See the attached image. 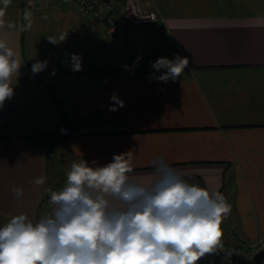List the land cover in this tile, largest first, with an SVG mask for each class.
<instances>
[{
  "label": "crops",
  "instance_id": "1",
  "mask_svg": "<svg viewBox=\"0 0 264 264\" xmlns=\"http://www.w3.org/2000/svg\"><path fill=\"white\" fill-rule=\"evenodd\" d=\"M141 4L158 20L118 41L66 2L25 9L22 0H0V40L21 65L0 106V226L20 213L36 221L50 212L51 192L63 186L47 151L57 138L72 163L104 166L131 152L132 180L150 183L159 158L189 183L219 191L231 205L223 224L243 247L235 252L250 253L264 242V0ZM177 55L188 67L175 81H159L166 69L153 63ZM38 61L47 66L34 74ZM61 107L72 120L103 116L115 125L64 136ZM41 176L45 183L36 185ZM13 186L23 189L19 199Z\"/></svg>",
  "mask_w": 264,
  "mask_h": 264
},
{
  "label": "clouds",
  "instance_id": "2",
  "mask_svg": "<svg viewBox=\"0 0 264 264\" xmlns=\"http://www.w3.org/2000/svg\"><path fill=\"white\" fill-rule=\"evenodd\" d=\"M47 39L57 44L65 37ZM72 60V70H81L80 58L72 54ZM188 64L177 55L158 58L152 67L166 69L157 79L167 82ZM20 66L16 52L0 40V106L13 95L12 77ZM46 66L38 61L32 71ZM131 158V152L114 154L112 162L95 167L74 161L65 186L51 192L48 214L33 221L20 213L0 226V264H197L219 249L221 225L231 212L225 196L189 183L159 158L150 183L132 180ZM45 181L41 176L34 183ZM11 191L17 199L23 195L22 188Z\"/></svg>",
  "mask_w": 264,
  "mask_h": 264
},
{
  "label": "built area",
  "instance_id": "3",
  "mask_svg": "<svg viewBox=\"0 0 264 264\" xmlns=\"http://www.w3.org/2000/svg\"><path fill=\"white\" fill-rule=\"evenodd\" d=\"M25 9L44 6L45 8L56 5L62 6L65 2L73 5L83 16H89L104 27L106 33L118 41H127L131 30L157 20L155 13H146L140 8L138 0H22ZM99 3V4H97ZM101 5V8L97 7ZM61 134L69 136L65 129H61ZM263 243V242H262ZM261 243V244H262ZM264 250L263 247L252 253L237 254L235 251H226L224 255L225 264H252L256 254Z\"/></svg>",
  "mask_w": 264,
  "mask_h": 264
},
{
  "label": "rangeland",
  "instance_id": "4",
  "mask_svg": "<svg viewBox=\"0 0 264 264\" xmlns=\"http://www.w3.org/2000/svg\"><path fill=\"white\" fill-rule=\"evenodd\" d=\"M138 3L140 5V8L145 11L146 13H155L157 15L156 12L154 11H150V9H147L144 7V5L141 4V0H138ZM157 20H158V15H157ZM156 20V21H157ZM72 134V133H71ZM63 142L62 141H58L57 138H55V140H52V143H50V148H47V151H54L52 154V157L54 155L55 157V162H59L60 165V169H61V176L59 175L58 180H56V183L59 184H63V186L59 187L57 192H59L66 184V178H67V173L70 170L71 164H72V159H70L71 157L68 154H63V152H65L63 146H62ZM50 157V154H48ZM58 165V166H59ZM64 181V182H61ZM56 187V186H55ZM58 187V184H57ZM56 187V188H57ZM222 228V240H221V247L219 249H217L215 252L210 253V254H206L204 257H201L198 261L197 264H225L224 261V255L226 253V251H235L236 248H240L242 247L241 244V240L238 239V235L236 236L235 234L233 235V233L231 234L230 232V228L229 225L227 223L221 225ZM235 245H238V247ZM264 242L262 244L254 245V247H252L249 252L253 251V250H258L259 248H261V246L263 247ZM243 248V247H242ZM250 252V253H251ZM254 252V251H253ZM264 252V250L259 251L257 254ZM256 254V255H257ZM264 264V262H263Z\"/></svg>",
  "mask_w": 264,
  "mask_h": 264
},
{
  "label": "water",
  "instance_id": "5",
  "mask_svg": "<svg viewBox=\"0 0 264 264\" xmlns=\"http://www.w3.org/2000/svg\"><path fill=\"white\" fill-rule=\"evenodd\" d=\"M107 1V0H105ZM60 117H61V123L63 125V128L67 130L69 133H75L76 131L87 127L91 124H108V125H115L114 120H111L109 118H105L103 116H97L92 119H80V120H72L69 116V114L61 107L59 109ZM264 262V252H261L257 254L254 258V264H263Z\"/></svg>",
  "mask_w": 264,
  "mask_h": 264
},
{
  "label": "trees",
  "instance_id": "6",
  "mask_svg": "<svg viewBox=\"0 0 264 264\" xmlns=\"http://www.w3.org/2000/svg\"><path fill=\"white\" fill-rule=\"evenodd\" d=\"M70 135H71V134H70ZM70 135H69V136H70ZM252 264H254V262H253Z\"/></svg>",
  "mask_w": 264,
  "mask_h": 264
}]
</instances>
